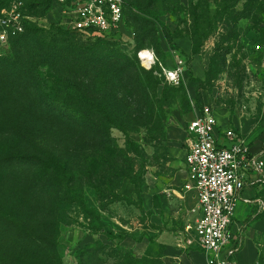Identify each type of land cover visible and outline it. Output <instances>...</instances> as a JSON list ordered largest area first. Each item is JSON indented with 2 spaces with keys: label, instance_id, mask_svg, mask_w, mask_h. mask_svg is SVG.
Masks as SVG:
<instances>
[{
  "label": "trees",
  "instance_id": "1",
  "mask_svg": "<svg viewBox=\"0 0 264 264\" xmlns=\"http://www.w3.org/2000/svg\"><path fill=\"white\" fill-rule=\"evenodd\" d=\"M8 1L2 2L0 11ZM124 1L126 23L140 46L154 35L155 21L174 6L173 0ZM241 1L246 2L248 14L264 7V0H214L216 18L207 4L194 7L195 53L213 26L223 19L235 20ZM52 2H29L30 13L41 16L36 9ZM50 10L46 7L39 18ZM39 27L43 26L28 23L25 33L13 38L1 57L16 48L17 57L3 63L1 71L16 73L18 85L26 79L36 95L26 103L35 110L28 122L18 115L15 134L0 141V257H40V264H56L72 211L99 210L87 207L85 189H93L102 202L118 196L124 180L136 184L142 179L144 166L138 170L130 156V150L139 151V146L128 139L127 150L118 149L112 131L128 134L146 129L151 140L163 141L177 91L155 70L143 69L138 57L128 55L117 41H84L57 24H51L50 31ZM9 164L21 167V175L8 187L4 180ZM94 250L83 252L88 255L85 264L96 263ZM148 260L143 257L135 263L149 264ZM121 261L134 263L126 257Z\"/></svg>",
  "mask_w": 264,
  "mask_h": 264
},
{
  "label": "rangeland",
  "instance_id": "2",
  "mask_svg": "<svg viewBox=\"0 0 264 264\" xmlns=\"http://www.w3.org/2000/svg\"><path fill=\"white\" fill-rule=\"evenodd\" d=\"M3 1L0 0V6ZM201 2L209 6L212 18H216L214 0H173L172 11L155 21L156 31L144 46L131 39L132 28L126 23L122 36L125 41L117 40L118 45L128 55L137 57L142 50L155 51L161 64L153 68L155 75L177 91L165 124L166 135L159 141L151 140L146 129L128 134L112 131L118 149L127 150L128 139L139 146V151L130 150V156L136 159L138 170L140 165L144 166L142 179L136 184L124 180L117 190L118 196L102 202L93 189H85L87 207L99 210L88 215L82 210L72 211V223L61 236L62 257L56 264H85L84 257L88 255L83 252L89 247L95 248V264H124L123 257L134 262L129 261L131 264H140L135 262L143 257H149V264H163L170 244L178 257L201 252L197 205L194 201L193 208H188L181 197L185 193L180 189L181 176L175 166L176 161L182 160L179 154L190 146L188 122L202 107L209 106L215 111H228L232 119L236 115L234 121L239 122L240 118L244 122L242 131L250 123L251 133L264 132V7L259 13L248 14L246 2L241 1L235 20L223 19L213 26L211 35L195 53L192 11ZM46 7L51 9L49 20L56 21L54 16L58 12L53 2L36 12L44 16ZM39 28L50 31L51 24ZM16 57V48L12 47L6 58H0V141L15 134L18 115L28 122L29 113L35 112L27 106L36 95L28 81L23 79L18 85L16 73L1 71L5 68L3 63H11ZM140 66L152 71L141 63ZM179 67L183 69L179 84L170 85L163 69L175 71ZM1 156L0 153V159ZM6 169L4 181L9 187L21 175V167L9 164ZM236 217L243 226L245 242L251 241L257 249V264H264V171L253 176V183L238 201ZM38 258L0 257V264H40ZM243 259L244 254L237 255L239 264ZM199 262L203 264L204 259L201 257Z\"/></svg>",
  "mask_w": 264,
  "mask_h": 264
},
{
  "label": "built area",
  "instance_id": "3",
  "mask_svg": "<svg viewBox=\"0 0 264 264\" xmlns=\"http://www.w3.org/2000/svg\"><path fill=\"white\" fill-rule=\"evenodd\" d=\"M32 1L35 0H9L0 11V58L6 55L12 39L25 33L28 23L57 24L85 39L125 41L124 0H54L58 12L54 22L49 20V14L45 18L32 15L28 6ZM129 35L135 38L132 31ZM138 59L148 70L159 63L153 50L140 51ZM163 73L167 82L175 86L183 69H163ZM188 133L190 146L184 160L187 182L183 191L193 193L198 203V242L206 264H238L236 256L243 247V238L233 231L237 204L253 183V176L263 173L264 162L251 152L233 125L220 129L213 107H202L194 115L188 123Z\"/></svg>",
  "mask_w": 264,
  "mask_h": 264
},
{
  "label": "crops",
  "instance_id": "4",
  "mask_svg": "<svg viewBox=\"0 0 264 264\" xmlns=\"http://www.w3.org/2000/svg\"><path fill=\"white\" fill-rule=\"evenodd\" d=\"M215 113L217 116L218 125H219L220 129L224 130L225 128L229 127L230 125L231 126L233 125L236 128V130H238L243 135L244 142L250 146L251 152L254 155H256L257 157H260L261 161L264 162V132L263 133L262 132L256 133L253 131V133H251L250 131H248V129L250 127L249 122H247V123H249L248 128L242 131L241 126L244 125V122L241 121L240 118H239V122H237V119L234 121V118L236 117V115L233 116V119H232L231 114L228 111L221 110V109L218 111H215ZM186 131H187V134L189 137L188 125L186 128ZM188 150H189V148L184 150L183 153L179 154L180 155L179 158H182V160H180L181 162L180 161L175 162V166H177L179 168V174L181 176L180 189L182 192H184L183 191V185L187 182V172H186L184 160H185V157L188 153ZM180 195H181V197H183V199H185V203H186L188 208H193L194 201H195V204L197 205V212H198V215L200 218L198 203H197V200H196L194 194L193 193H185V197L182 196V194H180ZM241 219H243V218L241 217ZM240 222H241L240 219H238L236 217L235 223L233 225V231L239 233L243 238V236H244L242 233V227L243 226L241 224H239ZM172 248H173L172 244L167 245L166 255H165V257H163V264H202L199 262V259L201 257L204 259L203 264H206V258H205V255H204L201 248H200L201 252L196 253L192 257H187V256L186 257H181V256L178 257L175 253L172 252ZM238 254H244L243 263H241V264H257V260H258L257 249L251 241L245 242V239L243 238V247ZM236 260H237V256H236ZM238 264H239V262H238Z\"/></svg>",
  "mask_w": 264,
  "mask_h": 264
}]
</instances>
